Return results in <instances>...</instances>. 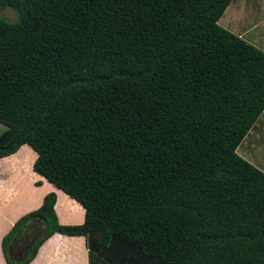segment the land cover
<instances>
[{
    "label": "trees",
    "instance_id": "obj_1",
    "mask_svg": "<svg viewBox=\"0 0 264 264\" xmlns=\"http://www.w3.org/2000/svg\"><path fill=\"white\" fill-rule=\"evenodd\" d=\"M231 1L0 0L17 14L0 18V157L28 144L84 208L61 224L46 193L3 236L9 264L54 233L84 236L89 264H264V171L238 152L264 50L219 24Z\"/></svg>",
    "mask_w": 264,
    "mask_h": 264
},
{
    "label": "crops",
    "instance_id": "obj_2",
    "mask_svg": "<svg viewBox=\"0 0 264 264\" xmlns=\"http://www.w3.org/2000/svg\"><path fill=\"white\" fill-rule=\"evenodd\" d=\"M237 3L235 4V2ZM240 1L242 3H246L247 0H232L231 3L226 8L224 14L230 13V11H238L240 9V5L238 4ZM257 2H262V0H258ZM223 14V15H224ZM221 19V18H220ZM245 20L247 24L243 28L240 26H234L231 23H225L224 26L230 29L231 26H233L232 30L234 33L238 34L248 42L258 46L262 50H264V15L260 17H251L249 18V15L245 17ZM264 121V120H263ZM262 121V122H263ZM261 128H257V133L261 131ZM250 133V132H249ZM248 133L247 139H246V145L241 148L240 154L245 158L244 154L248 153V144L247 140H253L258 141V139L251 138L250 134ZM255 134V131H254ZM253 134V135H254ZM250 136V137H249ZM246 147V148H245ZM240 148V147H239ZM30 151L32 153H30ZM239 151V150H238ZM249 152H251L249 150ZM24 153H26V158H28L30 155V170H32L33 162L36 158V152L28 145L23 144L21 145L17 151L14 153L0 157V182L9 180L11 184H14L15 181L17 183L15 184V205L11 208L8 206L1 207L0 205V264H9L4 256L3 250H2V238L3 236L9 231V229L12 227V225L23 215L25 212H30L28 210L36 209L40 206L43 199H38L31 202L24 204L23 200H20V197H23V194L25 192V187L22 185L21 180L24 178L23 174H15L14 171L8 172L9 169L6 165L9 161V159L13 158L12 156L19 155V159L25 160ZM33 171V170H32ZM4 172H6L4 174ZM34 172V171H33ZM4 175H3V174ZM11 175L9 178L7 175ZM16 176V177H15ZM37 176V175H36ZM5 177V178H4ZM38 178H40L38 181H40V184H37V186H33L32 192L40 193L43 197L48 191H55L56 193V202H55V210L57 214V218L59 223L61 224H79L82 223L84 220V208L79 204L77 201H74V203L77 206V211L74 209H70L72 207V202L67 201V198H70L66 193H64L62 190L56 188L52 183L48 182L45 178L38 175ZM4 178V179H3ZM0 183V198H3V185ZM21 183V184H20ZM8 184V183H7ZM29 191L31 192V188H29ZM0 202L5 201L6 199L1 200ZM13 200V198H12ZM37 201L36 205L34 206L35 202ZM61 202L62 204V210L61 212H58V209L56 208V205ZM32 206V207H31ZM26 207V208H25ZM31 210V211H32ZM26 214V213H25ZM14 244V241L12 242ZM28 246H21L19 243H15V249L14 252H10L9 256L13 261H23L28 257ZM28 264H89V255H88V247L87 242L84 236H69L61 233H54L51 236H49L39 247L38 251L34 255V257L28 262Z\"/></svg>",
    "mask_w": 264,
    "mask_h": 264
},
{
    "label": "rangeland",
    "instance_id": "obj_3",
    "mask_svg": "<svg viewBox=\"0 0 264 264\" xmlns=\"http://www.w3.org/2000/svg\"><path fill=\"white\" fill-rule=\"evenodd\" d=\"M257 1L258 0H247L245 4L242 3V1H240L238 3L240 5L239 12L238 11H234V12L230 11V13L222 15L221 19H219V21H218L219 24L221 26L225 27L224 26L225 23H231L234 26H240L241 25V28H243L247 24L246 21H248V20H245V17L247 16V14L249 15V18L260 17V16H262V14L264 15V0H262V2H257ZM236 3H237V1L235 2V4ZM16 17H17L16 12L10 7H5L3 10L0 11V18H5L7 20H15ZM225 28H227V27H225ZM232 28H233V26L230 27V29H232ZM230 29H228V30H230ZM263 29H264V27H263ZM230 31H232V30H230ZM263 119H264V115L261 114V116L259 117V119L257 120V122L255 124V129L253 131L252 130L250 131L249 134H250L251 138H253V139L256 138V139H258V141L250 144L251 147L248 149V153H245L244 156L248 161H250L252 164H254L255 166H257L258 168H260L261 170L264 171V121H263ZM5 128H6V126H4L3 124L0 123V133ZM257 128H261L262 130L257 133V131H256ZM254 131H255V134H254ZM254 136H255V138H254ZM246 139H247V137L244 139V141H243L244 143H246ZM246 144H244V145H246ZM248 147H249V145H248ZM249 150L251 152H249ZM238 152L240 153L241 149H239ZM30 153H32V152L30 151ZM30 155L31 154H29L28 158H26L27 155H26V153H24L25 160H22V159H19V157H18L19 155L15 154L14 156H12L13 158L9 159V161L6 165L9 168L7 170L8 172L14 171L15 174H21L22 173L24 176V178L21 180V183L25 187V192L23 194V197L22 196L20 197V200H23L24 204H26V203L30 204L31 202L33 203V201H35V200L44 198L40 193H38V191L35 193L32 192L33 186L34 187L37 186V183H39L38 180L40 178L37 177L39 174L33 170V167H32V170L34 172L32 170H30V166H31ZM5 173L6 172H4V174ZM7 176L9 178L11 177L10 174ZM16 183H17V181H15L14 184H11V182L9 180L3 181L1 183V185H3L2 189H3L4 195H3V198L2 199L0 198V199L1 200L6 199L5 201L0 202L1 207L8 206L9 208H11L15 205V200H16L15 195L16 194H15V187L14 186ZM29 188H31V192L29 191ZM48 192H50V191H48ZM12 198H13V200H12ZM68 200L72 202V207L70 209H74L75 211H77V209H76L77 206L74 203L75 200L73 198H67V201ZM36 203H37V201L35 202L34 206L36 205ZM62 207L63 206H62L61 202H59V204L56 205L58 212H61V210L63 209ZM31 210L32 209H30L28 211H31ZM54 210H55V207H54ZM25 213H27V212H25ZM25 213H23V215ZM55 213H56V210H55ZM56 216H57V214H56Z\"/></svg>",
    "mask_w": 264,
    "mask_h": 264
}]
</instances>
